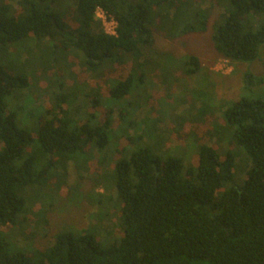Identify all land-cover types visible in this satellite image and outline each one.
<instances>
[{
  "label": "trees",
  "instance_id": "trees-1",
  "mask_svg": "<svg viewBox=\"0 0 264 264\" xmlns=\"http://www.w3.org/2000/svg\"><path fill=\"white\" fill-rule=\"evenodd\" d=\"M10 1L0 0L1 226H15L20 215L31 210L28 187L48 179L54 170L57 184L63 185L72 160L83 170L78 154L96 148L107 157L116 138L115 123L128 113L112 106L99 109L104 105L102 92L89 89L96 74L103 71L105 77L114 64H129V74L114 75L110 96L130 94L137 80L147 79L151 66L167 56L157 45L156 33L174 39L206 32L216 6L212 39L218 56L231 63L253 61L264 44V0H76L73 24L54 7L57 0H17L18 9ZM98 9L117 21L116 35L105 31ZM30 36L47 39L55 51L73 53L77 75H72H82L84 87L78 88L76 98L62 93L47 106L33 149V136L18 122L25 107L17 101L26 96L22 92L29 79L10 73L1 60L11 44ZM52 53L53 67L60 55ZM186 66L184 72L194 75L203 65L190 55ZM148 105L147 100L138 105L142 119L150 117ZM223 119L251 158L244 184L234 182L232 152L203 143L197 164L188 166L181 157L164 158L138 145V136L132 135L115 155L111 185L98 193L100 237L85 228L60 230L48 248L0 237V264H264V97L236 98L223 111ZM112 211L118 215L119 234L114 232Z\"/></svg>",
  "mask_w": 264,
  "mask_h": 264
},
{
  "label": "rangeland",
  "instance_id": "rangeland-1",
  "mask_svg": "<svg viewBox=\"0 0 264 264\" xmlns=\"http://www.w3.org/2000/svg\"><path fill=\"white\" fill-rule=\"evenodd\" d=\"M10 4L14 9L20 7L17 0L10 1ZM76 5V0H57L54 7L72 23ZM218 11L216 6L210 29L206 32L180 34L174 39L156 33L157 45L168 52L167 56L159 64L151 66L153 71L147 79L137 80L130 94L120 99L110 96L114 75L118 72L129 74V64H114L105 77L103 71L96 74V80H91L89 89L100 88L104 105L99 109L112 106L128 113L122 121L115 123L116 138L110 143L107 157H101L98 149L90 148L87 153L77 156L79 166L85 170H79L76 161H70L63 185L57 184L59 175L54 170L48 179L28 187L25 195L27 207L31 206V210L23 215L26 220L21 214L15 226L0 225V237L17 245L42 248L50 247L60 230L85 228L100 237L98 193H105V186L111 185V171L118 159L115 155L127 146L126 138L132 135L138 136V145L149 146L164 158L181 157L188 166L197 164L203 143L216 147L222 153L232 152L235 155L234 182L244 184L251 158L238 144L233 129L225 123L223 111L238 97H264V44L258 58L253 61L231 63L218 56L212 39V24L218 17ZM50 46L52 43L47 39L30 36L24 42L11 44L1 59L10 73L29 79L26 94L22 92L26 96L17 102L25 107L18 122L34 138L31 149L37 142L39 118L47 106L55 104V97L62 93L70 92L76 98L78 88L83 87V76H76L77 59L73 53L61 49L55 51ZM52 52L61 56H58L59 64L55 63L53 67L49 56ZM190 55L198 56L203 65L194 75L184 72ZM72 71L76 75L73 76ZM16 92L21 93L20 90ZM146 100L149 101L147 111L150 117L142 119L137 108ZM71 102L69 107H72ZM41 166L36 165L35 169ZM110 218L115 224V234H119L117 212L112 211ZM106 223L109 224L108 221ZM103 236H108L107 232L104 231ZM102 242L104 245L107 243L103 239Z\"/></svg>",
  "mask_w": 264,
  "mask_h": 264
},
{
  "label": "built area",
  "instance_id": "built-area-1",
  "mask_svg": "<svg viewBox=\"0 0 264 264\" xmlns=\"http://www.w3.org/2000/svg\"><path fill=\"white\" fill-rule=\"evenodd\" d=\"M97 16L102 20L104 29L107 33L112 35L117 34V21L114 18L108 17L102 9L97 10ZM225 61L229 62L230 60L225 58Z\"/></svg>",
  "mask_w": 264,
  "mask_h": 264
}]
</instances>
